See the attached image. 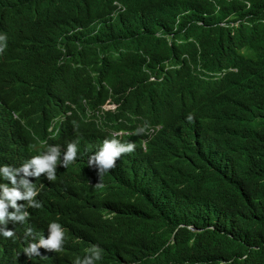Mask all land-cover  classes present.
Here are the masks:
<instances>
[{
	"label": "trees",
	"instance_id": "16d2710c",
	"mask_svg": "<svg viewBox=\"0 0 264 264\" xmlns=\"http://www.w3.org/2000/svg\"><path fill=\"white\" fill-rule=\"evenodd\" d=\"M0 36V167L61 147L0 264H264V0H0ZM122 129L135 150L98 187L89 157ZM52 222L62 250L29 257Z\"/></svg>",
	"mask_w": 264,
	"mask_h": 264
},
{
	"label": "clouds",
	"instance_id": "9594fccd",
	"mask_svg": "<svg viewBox=\"0 0 264 264\" xmlns=\"http://www.w3.org/2000/svg\"><path fill=\"white\" fill-rule=\"evenodd\" d=\"M4 37L0 36V40ZM3 49L0 48V51ZM155 82V76L151 78ZM114 104H107L103 106L105 110L114 109ZM191 119V117H189ZM147 133L150 136L156 134L161 126H155L154 124L147 123ZM137 134L144 131L143 128H138ZM132 136L131 131L119 130L112 133L110 139H105L101 148L92 156L89 157L88 166L95 167L98 169V175L100 177V182L97 186H101V180L103 175L115 168L117 160L123 154L132 153L135 150V144L129 137ZM127 139V140H126ZM129 139V140H128ZM78 156V141H72L67 144L66 151L63 153L62 165L67 168L70 163L76 161ZM61 160V147L59 145L50 146L47 151L40 155H36L22 164L20 167H12L9 165H4L0 167V176L5 180H10L13 187H9L7 184H0V188H3V195L0 196V223L7 224V218L13 221L26 223L30 213L27 210L21 211L22 208H40L41 203L35 199L38 196L39 191L35 184L32 183L27 177L39 178L41 174H46L49 181H54L57 175L58 162ZM61 164V163H60ZM34 169V171L32 170ZM23 173V177L17 181V176ZM23 188L24 191L20 189ZM18 200H27V205H18ZM9 205L16 209V212L9 213L7 211ZM50 229V236L45 239L41 236L38 242L29 243L24 249V252L31 257L33 254L39 255L38 249L43 247L48 250L60 251L62 250L63 244L66 239V230L58 222H52L48 225ZM3 236L6 238H11L14 236V231L5 229H0ZM26 237L32 235V230L27 229L25 233ZM90 255L86 256L83 260L77 258L74 264H95L97 260L102 258V249L97 245H93L89 250Z\"/></svg>",
	"mask_w": 264,
	"mask_h": 264
},
{
	"label": "bare ground",
	"instance_id": "6f19581e",
	"mask_svg": "<svg viewBox=\"0 0 264 264\" xmlns=\"http://www.w3.org/2000/svg\"><path fill=\"white\" fill-rule=\"evenodd\" d=\"M29 17H30V16H29ZM94 102H95V101H94ZM91 111H92V110H91ZM106 112H108V111H106ZM101 114H102V113H101ZM117 121H118V120H117ZM142 122H143V121H142ZM95 123H96V122H95ZM96 125H97V124H96ZM123 125H124V124H123ZM143 125H144V124H143ZM97 126H98V125H97ZM120 126H121V125H120ZM100 127H101V126H100ZM144 127H146V126H144ZM118 128H119V127H118ZM122 130H123V129H122ZM114 131H115V130H114ZM107 132H108V131H107ZM110 132H111V131H110ZM134 132H135V131H134ZM136 132H137V131H136ZM175 133H176V132H175ZM179 134H180V133H179ZM175 135H176V134H175ZM177 141H178V140H177ZM182 142H183V141H182ZM176 145H177V144H176ZM186 145H187V144H186ZM125 175H126V174H125ZM129 178H130V177H129ZM107 183H108V182H107ZM94 184H96V183H94ZM86 185H87V184H86ZM147 186H151V185H147ZM147 186H145V187H147ZM90 187H92V186H90ZM147 188H150V187H147ZM151 189H152V188H151ZM142 190H143V189H142ZM149 190H150V189H149ZM149 190H147V191H149ZM119 192H120V191H119ZM121 193H122V192H121ZM132 195H133V194H132ZM132 195H131V196H132ZM100 200H101V199H100ZM100 200H99V201H100ZM97 203H98V202H97ZM71 208H72V207H71ZM111 208H112V207H111ZM94 210H95V209H94ZM70 213H71V212H70ZM82 218H83V216H82ZM98 219H99V218H98ZM80 220H81V219H80ZM83 220H84V219H83ZM96 220H97V219H96ZM79 222H81V221H79ZM98 222H99V221H98ZM75 223H76V222H75ZM1 225H3V224H1ZM78 225H79V224H78ZM85 225H86V224H85ZM85 225H82V227H84ZM98 227H99V225H98ZM107 227H109V226H107ZM77 228H79V227H77ZM1 229H2V227H1ZM82 229H83V228H82ZM93 229H95V228H93ZM97 229H98V228H97ZM110 229H111V228H110ZM110 229H109V230H110ZM1 232H2V231H1ZM1 232H0V233H1ZM82 232H83V231H82ZM1 235H2V234H1ZM1 235H0V236H1ZM107 235H108V234H107ZM37 238H38V237H37ZM73 242H74V241H73ZM71 243H72V242H71ZM89 244H90V243H89ZM18 245H19V244H18ZM80 248H81V247H80ZM80 248H79V249H80ZM43 249H45V248H43ZM82 249H83V248H82ZM85 250H86V249H85ZM42 251H43V250L41 249V253H42ZM47 251H48V250H47ZM52 253H53V251H52ZM70 253H71V251H70ZM78 253H80V251H78ZM83 253H84V251H83ZM50 255H51V254H50ZM44 256H46V255H44ZM55 256H56V255H55ZM64 257H65V256H64ZM136 257H137V256H136ZM136 257H135V258H136ZM36 258H37V257H36ZM40 258H41V257H40ZM51 258H52V256H51ZM51 258H50V259H51ZM137 258H138V257H137ZM51 260H52V259H51ZM142 261H143V260H142ZM45 263H47V262H45ZM135 263H136V262H135ZM139 263H140V262H139ZM48 264H49V263H48ZM50 264H51V262H50ZM137 264H138V263H137Z\"/></svg>",
	"mask_w": 264,
	"mask_h": 264
}]
</instances>
